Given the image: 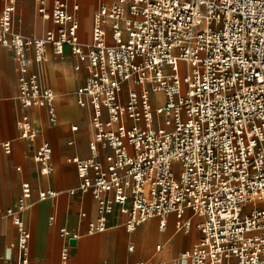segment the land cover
Returning a JSON list of instances; mask_svg holds the SVG:
<instances>
[{
	"label": "built area",
	"instance_id": "2783aa9c",
	"mask_svg": "<svg viewBox=\"0 0 264 264\" xmlns=\"http://www.w3.org/2000/svg\"><path fill=\"white\" fill-rule=\"evenodd\" d=\"M1 1L0 46L15 52L25 108L48 106L57 122L55 93L41 71L31 72L30 53L41 64L48 45L57 55L69 46L88 62L77 101L93 107L91 155L70 158L78 188L97 202L87 233H103L115 205L128 215V232L154 217L164 230L169 214L189 210L177 228L194 225L201 238L174 264H264V0H114L95 11L87 42L79 34V0H54L55 28L41 37L16 34L17 0ZM37 1L45 13L47 1ZM153 93L162 98L154 101ZM17 123L34 148L38 131L29 116ZM0 144L11 151L10 142ZM33 158L52 172L49 142L38 143ZM32 195L25 182L7 215L27 210ZM56 195L42 190L39 199ZM17 229L27 254L30 230L23 221ZM60 233L66 259L78 235Z\"/></svg>",
	"mask_w": 264,
	"mask_h": 264
},
{
	"label": "crops",
	"instance_id": "0c3cea01",
	"mask_svg": "<svg viewBox=\"0 0 264 264\" xmlns=\"http://www.w3.org/2000/svg\"><path fill=\"white\" fill-rule=\"evenodd\" d=\"M46 1V11L42 14L37 0H17L12 30L22 36L41 37L55 28L50 18L54 0ZM112 2L114 0H79L76 15L81 18V33L87 41L92 37L95 11L101 4ZM2 8L0 0V13ZM63 50V54L57 55L48 45L41 64L29 54L31 72L41 71L43 82L55 93L57 122L53 124L48 106H23L19 98V62L10 47L0 46V142L11 144L10 152L0 144V264H23L25 257L29 259L28 264H174L201 238L194 225L188 232L177 228L178 220L192 215L189 210L184 215L169 214L164 230L160 218L154 217L128 232L125 227L128 215L122 212L120 205H115L113 212L106 215L107 229L103 233H87L88 223L98 215L97 202L92 194L78 188L80 178L70 158L86 159L91 155L93 107L90 103L81 107L77 101V91L86 85L91 72L88 62L74 55L69 46H64ZM156 95L162 98V94ZM24 115L29 116L38 131L34 148L20 137L17 122ZM74 125L77 130L72 129ZM44 141L51 147L53 170L50 174L33 158L35 147ZM25 182L32 187L29 208L23 213L7 215L8 209H17ZM42 190H54L57 195L40 200ZM82 213L86 215L83 217ZM19 221L24 222L31 234L27 254L19 241ZM196 221L197 218H193V222ZM62 228L78 235L66 259L62 256L67 244L60 233ZM130 247L133 249L129 250ZM181 264H190V261L182 259Z\"/></svg>",
	"mask_w": 264,
	"mask_h": 264
},
{
	"label": "rangeland",
	"instance_id": "374dc122",
	"mask_svg": "<svg viewBox=\"0 0 264 264\" xmlns=\"http://www.w3.org/2000/svg\"><path fill=\"white\" fill-rule=\"evenodd\" d=\"M80 18V17H79ZM80 36H81V39L83 40V41H87V39L84 37V36H82V33H81V28H82V23H81V18H80ZM152 96H153V100L154 101H156L157 99H158V97H157V95L155 94V93H153L152 94Z\"/></svg>",
	"mask_w": 264,
	"mask_h": 264
},
{
	"label": "water",
	"instance_id": "95a60500",
	"mask_svg": "<svg viewBox=\"0 0 264 264\" xmlns=\"http://www.w3.org/2000/svg\"><path fill=\"white\" fill-rule=\"evenodd\" d=\"M76 242H77V240H76V239H71V240H70V245H75V244H76Z\"/></svg>",
	"mask_w": 264,
	"mask_h": 264
}]
</instances>
